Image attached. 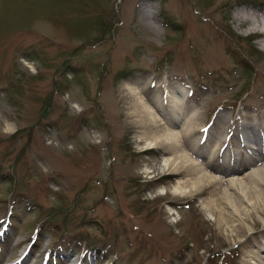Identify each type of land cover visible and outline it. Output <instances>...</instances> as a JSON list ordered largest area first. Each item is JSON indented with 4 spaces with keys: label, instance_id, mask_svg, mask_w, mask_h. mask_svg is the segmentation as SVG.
<instances>
[{
    "label": "rangeland",
    "instance_id": "rangeland-1",
    "mask_svg": "<svg viewBox=\"0 0 264 264\" xmlns=\"http://www.w3.org/2000/svg\"><path fill=\"white\" fill-rule=\"evenodd\" d=\"M122 2L123 0H114L116 20L121 16V23L120 27H118L120 30L116 32L113 48L109 50L111 42H107L100 49L102 52L105 46L106 57L110 56L111 61H115L116 65L119 64V67H122L125 63L124 60H126L125 55H129L131 63L128 64L131 65L132 69L149 71L152 70L153 64L163 57L160 56L161 54H164L166 51L170 53L171 60L174 62L169 66L172 76L168 78V84L171 87L174 79L175 82L176 80H186L190 89H194L197 93L199 92L198 99L201 101V105L197 115H199L202 121L200 127L207 122V119H210L207 115L213 109L215 112L217 111V118L220 117L222 120V125L218 123L217 128V132L222 135L225 130L229 129L228 124L231 118L233 120L236 118L237 123H240L243 121L242 118L244 120H253L256 114L260 116V120L264 117V59L259 58L256 54L251 56L252 53L250 54L246 51L247 45L244 43L245 41L239 40L242 43L241 45V43L236 41L238 40L236 37L233 40L228 35L229 31L239 35L249 32L242 29L238 25V22L233 19V0H212L213 4L210 7L218 9L214 15L213 10L208 12L207 8H202L200 0H167L166 2H159V0H125L124 4ZM46 5L53 7V11L49 18L44 21L54 25H61L64 28V34L58 36V39H62L65 35L71 34L75 30L82 33L87 28L89 22L93 23L97 21L93 16L96 14H90L91 9L100 10V12L104 10L112 11L113 9L111 0H0V88H3L1 86L6 83V79L10 74L15 75L16 79H14V82L19 87H31L33 76H46L44 73L49 68L43 65V62H51L52 60L48 53L50 47L48 49L43 44H40L39 48V51L42 53L39 56L40 66L35 64V60L30 61L35 66V73H29L28 67L22 63L21 54L17 52L15 53L16 59L12 58L11 60L17 62L14 64V68L19 70V73H8L9 70L7 69L8 60L12 52L15 51V36L19 32L25 31V29L14 30L13 28L21 22L43 20L41 12ZM164 9L167 17L183 25L181 37L174 36L172 39H168L167 37L172 36L169 32L166 37V31L163 27V22L166 18H163L162 15ZM146 14H149L148 18L145 17ZM206 14L210 15V19L206 18ZM201 18H204V21L199 26L198 20L200 21ZM36 27L38 28L39 24H36ZM218 28L222 33L220 40L214 39L211 35L213 30L218 32ZM48 30H50V27L46 25L37 29V31ZM196 38H198L197 41ZM47 40L69 46V43L57 40L54 37H49ZM83 40L84 38L80 41ZM213 42L217 44V48H214ZM191 43L197 48L196 51L192 50V46L190 47ZM225 43H228L229 47L240 51L245 60L251 61L254 65V70L252 71L254 73L252 77L253 87L247 96L244 95L241 98L242 100L236 103H234L235 99L232 96L241 87L245 77H243L242 72L238 70L237 66L233 68L234 63L229 57H225V61L220 60L211 50L212 47L214 50L221 52L223 49L220 46ZM253 44L264 57V47L258 43V39H255ZM132 53L133 55L131 56L130 54ZM220 65L227 67L226 70L230 73L226 74L227 79L224 82L218 83L215 86L212 84L211 79L217 76H211L206 72L209 68L220 67ZM194 68L200 76L207 77L203 80L207 89L200 87V80L196 79L193 73H190ZM201 71L205 74H201ZM133 73L138 72L134 71ZM93 74L91 73L92 78L89 79L90 94L94 89V84H97L96 77H98V74L97 76L95 75L96 77ZM66 76L68 77L69 73H66ZM131 84L139 85L138 82L134 81H131ZM101 85L102 90L99 102L104 106L105 121H95L94 124L81 122L83 118L74 117V115L79 114L74 113L72 110L69 112L68 109H65L64 103L56 101L48 103L47 98L51 94V91L49 92L51 85L41 93L40 99L34 96L31 89L29 92L33 95L25 96L24 93H16L19 99L23 100L26 97L22 103H19L17 100L7 99L0 93V114L5 115L15 128L32 125V128L27 133L23 132V136L17 138L15 141L0 138V164L3 167V172L12 170L16 174L18 182L22 185L21 190L30 192V198L38 204L37 213L63 207L62 214L54 218L52 223L61 228L62 219L64 218L68 225L69 234L87 232L91 237H98L102 232L100 224H98L100 216L102 219L110 218L112 221L123 220L126 223H130V225H133V228L130 229L131 231H127V234L131 236L132 244L125 242V238L121 235L117 243L118 251L115 252L117 264H123L127 256L135 253L138 249H141L138 253L140 257L135 258L129 264H203L202 257L196 256V248L202 247L205 249L208 246L218 249L222 244L232 245V247L233 245H237L240 252L248 250L246 248H249L250 245L244 246L243 243H233L232 238L224 236L214 218L212 221H209L208 226L189 222L187 228V220L189 221V217L193 218V211L188 215L185 209L197 208L191 202L185 207L184 201L188 198L179 195L174 196L169 193L164 199L154 198L151 200L148 198L153 197L152 193H143L145 188L142 187L141 193L148 197L145 200L147 202L146 206H154L155 208L157 206L158 210L156 213L152 212L150 216L146 214V211L143 213L136 212L133 200L137 202L136 199L139 198V195L133 192L134 188L130 181H128L127 176H137L142 171V165L145 164L151 166L153 170L154 166H152V163L156 162H154L153 157L147 159L145 156H139L137 160H134L135 158L132 159L131 156L126 158L128 155L120 147L121 139L124 136L133 147H137L134 139L137 131L141 129L133 125L128 126L119 118L120 108L118 105L120 104L119 99L122 96V92H125L127 96L130 95L126 88L127 82H114L112 73H109L104 76ZM11 91L14 90L11 89ZM69 95L71 97L77 95V98H83L80 87L76 85L71 86ZM64 99H66V96ZM256 99H261L262 104L257 105L255 103ZM68 101H70L69 98ZM45 102L52 107L48 109V112L44 113L45 104L43 103ZM123 103L124 100L120 106ZM18 106L24 107L18 109ZM93 106L94 103L87 106L91 113ZM61 109H65V111ZM246 115H250L251 118L247 119ZM95 127L109 133V136L102 133L96 139L108 142L110 138L111 151L117 154L115 169H113L115 177L108 178L106 176L108 172L106 168L104 169L106 161H104V166L102 165L103 163L98 166L102 161L99 157L97 158V162H93L92 165L77 161V158L81 157L79 153H76L78 150H81L80 145H83L84 141L88 143L90 141L95 142V138L92 136H85L87 135L86 130ZM2 128L3 126L0 129ZM0 136L4 137L7 135L0 131ZM198 137L199 134L190 136L189 140L183 139V143L189 151L199 153L205 151L206 157L208 152L214 151V148L216 150L217 143L213 135H209V141L205 142V147H199V142L194 147L192 142L196 139L198 141ZM64 145L68 158L60 160L58 157ZM22 147L25 149V152H23L24 155L21 157L20 149ZM216 152L220 153V151ZM63 155L67 156L66 154ZM92 155L84 154L83 156L90 160ZM15 156L17 157V161H13ZM97 171L100 172L98 173ZM102 177L106 181L112 180L111 183L115 186L116 196L112 198L114 204L103 205L98 203V205L94 206L95 197L98 198L103 184ZM83 185H85L84 190L77 195V190ZM166 188L167 190L168 188L172 189L170 183L166 185ZM56 189L58 191H55ZM8 197L9 192H6L5 187L0 181V216L4 214L3 208H5ZM75 199H78V201L76 202ZM171 200L179 202L171 203L178 207V210L181 211L180 215L176 214L173 210H170V213L173 212L172 214L164 211V204ZM201 200L200 198L195 200V203L199 207L202 206ZM72 202L75 204L70 208ZM89 206H93L94 209H88L87 207ZM22 211H24V206L18 204L17 214L22 216ZM35 214L36 212L33 217ZM179 217H181L179 223L185 224V226L182 224L183 229L171 227L177 224L174 223V220H177ZM246 221L248 225H253L254 227L253 234L249 237V242L253 243L262 240L264 236H261L260 233L264 224H262L259 213L252 212V215L248 216ZM169 225L171 228H169ZM113 228H115L114 224L107 226L109 234L106 238L111 239ZM117 228L120 230V227L117 226ZM207 230L209 231L206 233V237H204L203 233ZM145 231H148L149 235L143 234ZM165 233L168 235L167 246H164ZM183 233H187L189 237L193 238L195 241L194 245H196V248L193 249L189 245L184 254L180 253L181 250L178 248L179 245L187 242V240L180 242L184 238ZM141 236L147 240L145 245L143 241H140ZM246 236L243 235L240 239L244 241ZM135 240H138V245H134ZM46 242L47 236L44 244ZM128 244L131 246H128ZM8 247L9 245L6 246V249ZM17 254L18 252L15 251L13 257H16ZM176 254L177 257L174 258Z\"/></svg>",
    "mask_w": 264,
    "mask_h": 264
},
{
    "label": "bare ground",
    "instance_id": "bare-ground-1",
    "mask_svg": "<svg viewBox=\"0 0 264 264\" xmlns=\"http://www.w3.org/2000/svg\"><path fill=\"white\" fill-rule=\"evenodd\" d=\"M262 2L264 1L256 3L249 0L235 1L233 19L239 26H243L245 31L256 32L259 36L258 43L264 47V4H260ZM132 94L133 108L130 112H126V115L132 117L130 120L132 123L143 127L138 138H142L147 146L162 149L167 155L164 166H168L171 175L176 174L182 177V180L176 181L172 193L194 195L204 187H212V183L215 182L218 186L215 185L209 190L205 209L210 214L216 213L220 230L235 242L238 237L250 233L251 226L248 225L246 218L251 216L252 212L259 213L264 218V164H262L264 163V136L259 133V123L245 124L242 134L245 148L257 151L258 158L247 157L238 161L239 158L235 157L234 161L237 162L233 165L229 160H226V166L217 164L216 170L235 176L225 177L228 183L219 193L222 182L216 177L211 178L207 173H203L201 166L191 160L179 144L180 136L195 132L189 127L192 121L187 122L189 130L185 127L178 130L173 127V122L170 120L156 118L150 112L151 108L143 103V99H139L134 92ZM256 103L260 105L262 100L256 99ZM251 163L252 165L246 169ZM256 257L253 256V258ZM259 261L260 264H264V257ZM249 263H251L250 260Z\"/></svg>",
    "mask_w": 264,
    "mask_h": 264
},
{
    "label": "clouds",
    "instance_id": "clouds-1",
    "mask_svg": "<svg viewBox=\"0 0 264 264\" xmlns=\"http://www.w3.org/2000/svg\"><path fill=\"white\" fill-rule=\"evenodd\" d=\"M21 59H22V62L27 63V61H24V58H21ZM0 131H2L5 135H11L16 131V128L9 122L5 121L4 126L2 129H0Z\"/></svg>",
    "mask_w": 264,
    "mask_h": 264
}]
</instances>
